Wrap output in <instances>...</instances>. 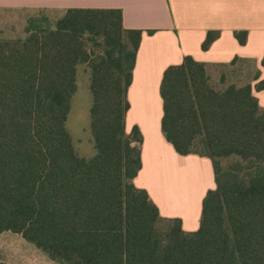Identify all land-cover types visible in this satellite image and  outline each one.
I'll use <instances>...</instances> for the list:
<instances>
[{
    "label": "trees",
    "instance_id": "obj_1",
    "mask_svg": "<svg viewBox=\"0 0 264 264\" xmlns=\"http://www.w3.org/2000/svg\"><path fill=\"white\" fill-rule=\"evenodd\" d=\"M142 33L124 27L120 8L73 7L54 27L0 37V232L21 234L60 264H264V107L252 85L260 68L220 89L191 55L164 71L162 131L180 154L209 157L215 173L200 226L186 231L134 181L143 135L127 132L126 115ZM220 33L209 30L202 48ZM234 34L247 42V30ZM239 61L255 63L237 56L230 65ZM82 63L91 70L90 158L66 127Z\"/></svg>",
    "mask_w": 264,
    "mask_h": 264
},
{
    "label": "crops",
    "instance_id": "obj_2",
    "mask_svg": "<svg viewBox=\"0 0 264 264\" xmlns=\"http://www.w3.org/2000/svg\"><path fill=\"white\" fill-rule=\"evenodd\" d=\"M120 8L123 25L143 30L137 50L126 130L138 126L143 135L142 166L135 184L146 189L166 218H180L186 231L200 226L203 199L216 187L212 160L183 155L162 131L164 114L161 83L166 68L180 64L186 55L209 66H226L239 56L254 59L261 75L252 80L253 92L264 107V0H0V8L54 9ZM148 30H154L152 34ZM209 30L220 36L204 50ZM235 30H247L241 44Z\"/></svg>",
    "mask_w": 264,
    "mask_h": 264
},
{
    "label": "rangeland",
    "instance_id": "obj_3",
    "mask_svg": "<svg viewBox=\"0 0 264 264\" xmlns=\"http://www.w3.org/2000/svg\"><path fill=\"white\" fill-rule=\"evenodd\" d=\"M63 15L64 11L54 9L0 8V37L4 40L25 38L29 30L38 23L54 27ZM44 16L48 17V20H41ZM91 45L92 43H89V46ZM254 68L255 63L252 61H239L234 65L210 66L208 71L212 85L220 89L231 83L243 85L249 82ZM222 75L225 76V83H221ZM90 79L89 65L79 64L77 89L71 99V108L66 122L77 154L86 158L92 157L96 152L92 129L93 98ZM229 161L231 159L226 158L222 162L224 169L228 168ZM0 261L4 264H60L52 260L43 249L25 239L21 234L12 231L0 232Z\"/></svg>",
    "mask_w": 264,
    "mask_h": 264
}]
</instances>
